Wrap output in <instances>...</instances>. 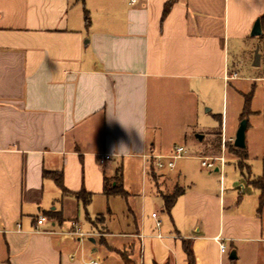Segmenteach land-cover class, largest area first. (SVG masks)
Returning a JSON list of instances; mask_svg holds the SVG:
<instances>
[{
  "label": "crops",
  "instance_id": "1",
  "mask_svg": "<svg viewBox=\"0 0 264 264\" xmlns=\"http://www.w3.org/2000/svg\"><path fill=\"white\" fill-rule=\"evenodd\" d=\"M131 1L0 0V264H187L186 241L196 264H264V209L241 171L225 161L220 174L201 164L193 176L167 174L153 159L174 151L157 147L163 121L173 131L195 93L226 97L245 72L262 86L252 114L264 124V0ZM225 113L208 134L222 138L221 153L236 139L226 137ZM132 162L145 179L141 215L125 189L104 195L119 167L125 188ZM152 168L180 188L170 213ZM148 185L161 215L146 209ZM82 191L93 196L88 206L106 198L105 214H87ZM116 198L126 212L112 207Z\"/></svg>",
  "mask_w": 264,
  "mask_h": 264
},
{
  "label": "rangeland",
  "instance_id": "2",
  "mask_svg": "<svg viewBox=\"0 0 264 264\" xmlns=\"http://www.w3.org/2000/svg\"><path fill=\"white\" fill-rule=\"evenodd\" d=\"M242 76H244L243 80L238 83L232 82L228 86L226 97H224L223 94H217L216 92L212 93L211 96L202 93H195L192 97V102L190 103L186 119L179 120L180 122L178 123V126L174 128L173 131H170L166 121H163L161 129L156 135L157 147L158 149H161L160 154L169 155L178 147L184 148L185 154L181 158L175 160L174 169L170 170L169 168H164L160 170L162 173L178 174V172H182V174L187 173V176L195 175L196 172L201 169V160L196 155L200 152L204 159H213L223 155L226 161V167L229 170L234 171V169H237V171H240L236 159L231 157L228 153L233 143H226L227 151L224 149L223 153H221L220 150L223 144L222 138L216 136L210 139V135L208 134L220 127V121L218 118H215V116H224L225 110V115H227L226 137L235 138L237 129L241 123L240 118L244 111L246 100L248 99L250 101V107L246 119L248 120V125L250 127L246 132V149L249 155L247 163L251 172L250 180L257 179L262 175L264 159V153H262V148L264 146V124L262 117L257 118L252 114L253 111L258 108L260 109L263 105L262 86L257 83V88H255L254 83L250 81L251 75L249 73L245 72ZM207 110H211V114L208 113ZM200 135H207L205 141L202 143L196 141L197 137ZM215 135H217V132ZM220 140L221 143L219 144ZM214 164L216 167L218 165L220 166V162H215ZM153 171L154 180L158 183L161 190L160 194L170 196L180 191L179 186L175 187V182L160 178L158 172L155 169H153ZM203 171L207 173L210 172L213 175L220 174L215 173V168L212 170L203 168ZM244 174L247 176V171H244ZM143 180L145 181L143 168L139 162H132L126 166L124 172V189L134 195V202L137 205L140 215L142 214L140 213V199L143 193ZM186 181L189 182L188 179ZM110 182H113V179L110 180ZM245 182L247 186L251 187V195L254 198L257 197L259 191L256 189L255 191L254 187L248 184V179H246ZM149 189L148 185V204L146 209L151 212L149 214L155 212L161 215V202L155 198V195L150 194ZM111 205L119 213L126 212V200H123L122 198L114 199ZM86 210L87 214L91 216L100 213L105 214L107 210V199L102 197L94 199L93 203L88 206ZM101 222L102 219H95L93 221L94 224ZM79 224L82 231L86 232L88 225L86 215L82 211L79 214ZM113 232L118 233L119 231L116 229ZM83 242L89 249L93 250L99 248V242L97 245H94L87 238H85ZM110 261H113L114 263V260L110 259Z\"/></svg>",
  "mask_w": 264,
  "mask_h": 264
},
{
  "label": "trees",
  "instance_id": "3",
  "mask_svg": "<svg viewBox=\"0 0 264 264\" xmlns=\"http://www.w3.org/2000/svg\"><path fill=\"white\" fill-rule=\"evenodd\" d=\"M170 4H168L164 9V16H167V14L170 11ZM87 22L89 21L88 17H86ZM249 107H250V101L247 99L244 111L241 115V120L246 119L249 114ZM221 123V119H219ZM220 137V136H219ZM221 143V140L219 141V144ZM229 155L236 159L238 163V168L241 171L242 175L248 179V184H250L254 189L258 190L260 193V208L259 210L264 209V159H263V173L260 177L254 180H250L251 172L250 167L248 165L249 155L247 152V149H239L234 146V144L230 147L228 151ZM153 169V168H152ZM244 171H247V176L244 174ZM152 171V175H153ZM248 177V178H247ZM113 184L110 182V179L105 178L104 179V195L107 197L112 196H126V191L123 188V171L122 168L119 167L116 170L115 176L112 178ZM111 179V180H112ZM58 184L61 186V176H59L57 180ZM181 195V192H176L173 195L166 196L163 195V202H164V211L167 213H170L172 208L174 207L178 197ZM92 195L86 194L84 191L78 194V198L83 202V204L87 207L92 202ZM54 214V215H53ZM52 218L57 219V216L55 213H52ZM184 250L187 255V264H196V259L191 247V242L186 241L184 242ZM235 261V260H232ZM127 264V260H126Z\"/></svg>",
  "mask_w": 264,
  "mask_h": 264
},
{
  "label": "built area",
  "instance_id": "4",
  "mask_svg": "<svg viewBox=\"0 0 264 264\" xmlns=\"http://www.w3.org/2000/svg\"><path fill=\"white\" fill-rule=\"evenodd\" d=\"M136 1L137 0H132L131 4L136 3ZM235 78H237L236 74L231 76L230 79H235ZM184 154H185V149L182 147H178V148H175L173 153L168 157L158 156V157H154L153 159H154V162H155L157 169H159V170L164 169V168H174L175 160L178 158H181ZM110 159H111V157L109 155H105L100 159V164L103 165V164H105V162L109 161ZM215 162H220L221 165L224 166L225 159L223 156L213 158V159H202L201 166H202V168L212 170V169L216 168V165L214 164ZM153 217H156V214H153ZM44 222H46V218L45 217H39L37 224L42 225ZM221 251H222V253L225 252L224 246H221Z\"/></svg>",
  "mask_w": 264,
  "mask_h": 264
},
{
  "label": "water",
  "instance_id": "5",
  "mask_svg": "<svg viewBox=\"0 0 264 264\" xmlns=\"http://www.w3.org/2000/svg\"><path fill=\"white\" fill-rule=\"evenodd\" d=\"M261 25L260 21L258 20L256 24L254 25L253 31H252V36H259L261 35ZM259 60H260V54L258 53V50L256 51L255 55V66L259 65ZM248 127V120L243 119L240 123V126L238 128V131L236 133V139L234 141V146L239 149H245L246 148V131ZM198 139L201 140L202 136H198ZM237 255L236 252L233 251L230 254V260H236Z\"/></svg>",
  "mask_w": 264,
  "mask_h": 264
}]
</instances>
